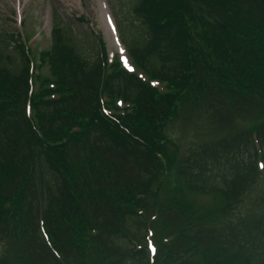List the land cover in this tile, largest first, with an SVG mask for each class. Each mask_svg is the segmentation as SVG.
<instances>
[{"label":"trees","instance_id":"1","mask_svg":"<svg viewBox=\"0 0 264 264\" xmlns=\"http://www.w3.org/2000/svg\"><path fill=\"white\" fill-rule=\"evenodd\" d=\"M121 1L129 56L173 92L110 65L101 39L84 56L61 22L62 95L40 97L20 34L0 31V264H264V196L243 211L264 160V0ZM182 100L230 131L173 160Z\"/></svg>","mask_w":264,"mask_h":264},{"label":"rangeland","instance_id":"2","mask_svg":"<svg viewBox=\"0 0 264 264\" xmlns=\"http://www.w3.org/2000/svg\"><path fill=\"white\" fill-rule=\"evenodd\" d=\"M124 3L126 4L127 0H124ZM121 4V0H0V31L3 34H20L29 58L33 62L35 95L47 99L59 98L62 95L59 91V78L54 74L47 56L52 48L55 25L61 22L69 25L80 40L84 56L92 59L99 48L98 39H101L105 43L110 65L122 63L131 72L143 77L145 82L160 93L174 91L167 84L139 71L129 57L121 42V31L118 35L116 30L117 23L125 19L128 13L127 8H123ZM125 60L128 62L127 66ZM48 92L53 93L46 95ZM107 97L105 100L114 106L112 108L126 106L114 97ZM240 126L249 128L252 125L251 122H242ZM229 131V126L221 128L212 122L209 111L205 108L191 107L187 101L182 100L178 104L177 114L171 118L165 130L167 149L173 160H180L195 146V142L210 140L216 134L226 135ZM260 171L261 174L255 179L253 191L246 199L249 204L244 206V212L259 210L254 207L253 200L264 196V167ZM175 173L173 169L167 176L173 180V185L176 179ZM191 200L203 210L207 208L206 202L210 204L206 197L191 196ZM257 203L259 204V200Z\"/></svg>","mask_w":264,"mask_h":264},{"label":"snow or ice","instance_id":"3","mask_svg":"<svg viewBox=\"0 0 264 264\" xmlns=\"http://www.w3.org/2000/svg\"><path fill=\"white\" fill-rule=\"evenodd\" d=\"M109 22H110V21H109ZM127 63H128L127 60H125V65H126V66H127Z\"/></svg>","mask_w":264,"mask_h":264}]
</instances>
